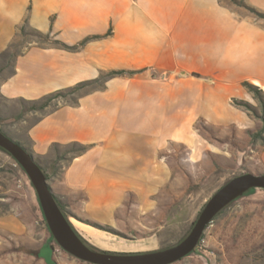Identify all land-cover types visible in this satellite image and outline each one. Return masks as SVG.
Here are the masks:
<instances>
[{"label":"crops","instance_id":"0c3cea01","mask_svg":"<svg viewBox=\"0 0 264 264\" xmlns=\"http://www.w3.org/2000/svg\"><path fill=\"white\" fill-rule=\"evenodd\" d=\"M242 1L264 12V0ZM23 24L62 44L35 40L14 60L0 93L32 103L88 82L76 91L82 90L75 104L41 115L29 137L35 155L52 144L88 147L62 179L66 188L86 193L95 209H113L127 189L113 176L119 162L111 153L128 143L152 148L146 160L155 170L136 180L146 193L163 168L160 148L191 143L201 117L215 125L258 120V131L263 126L234 100L250 92L246 81L264 92V18L233 0H0V54L21 36ZM111 71L124 72L103 77ZM23 228L0 209V249L2 232ZM83 229L102 234L88 224Z\"/></svg>","mask_w":264,"mask_h":264},{"label":"rangeland","instance_id":"374dc122","mask_svg":"<svg viewBox=\"0 0 264 264\" xmlns=\"http://www.w3.org/2000/svg\"><path fill=\"white\" fill-rule=\"evenodd\" d=\"M237 4L264 18L245 2ZM35 40L39 38L34 32L19 35L12 52L0 54V84L13 72V53L25 51ZM2 41L0 38V45ZM81 91L54 99L44 110H31L32 103L0 93V129L32 152L30 127L48 110L75 104ZM236 99L256 104L260 112L252 92ZM250 116L256 121L255 115ZM203 117L193 125L191 143H168L160 148L156 155L163 168L156 169L154 189L146 193L136 180L155 170L146 160L151 146L133 142L126 145V150L111 153L119 162L113 176L127 189L109 211L92 207L86 193L66 188L62 179L65 168L82 153L84 145L52 144L45 155L34 156L48 181L60 191L58 197L75 229L94 247L125 253L164 249L190 232L206 202L228 180L247 172L264 173V139L254 141L252 136L260 128L258 120L250 125H215ZM0 209L15 216L17 229L24 227L16 233H1V264H95L75 257L57 243L28 174L2 148ZM83 224L99 229L103 235L88 234ZM171 264H264V188L251 189L233 201L208 225L195 250Z\"/></svg>","mask_w":264,"mask_h":264},{"label":"water","instance_id":"95a60500","mask_svg":"<svg viewBox=\"0 0 264 264\" xmlns=\"http://www.w3.org/2000/svg\"><path fill=\"white\" fill-rule=\"evenodd\" d=\"M0 147L11 154L28 174L39 198L48 227L67 252L95 264H171L195 250L213 219L253 188H264V173L247 172L228 180L206 202L190 232L177 244L148 252H112L90 248L54 196L48 178L34 154L0 129Z\"/></svg>","mask_w":264,"mask_h":264},{"label":"trees","instance_id":"16d2710c","mask_svg":"<svg viewBox=\"0 0 264 264\" xmlns=\"http://www.w3.org/2000/svg\"><path fill=\"white\" fill-rule=\"evenodd\" d=\"M234 2H237V3H242L243 1L242 0H233ZM251 11L261 15V16H264V13L258 11L256 8L250 6V5H246ZM19 30H20V34L21 36H27L29 35L30 33H33L36 34L39 38V43L43 41H46V40H50L51 42L55 43V44H62L59 40H56V39H52L51 38V33H42L38 30H35V29H28L26 24H23L22 26L19 27ZM14 47H16V44L15 42L11 43L8 48L4 51V53L2 54H8V53H11L12 50L14 49ZM70 49L74 48V47H71V46H66ZM22 52H17V53H13V56H14V60L16 59L17 56H19ZM124 71H111L110 73H107L105 75H103V77H110V76H114V75H117V74H121L123 73ZM97 81V80H96ZM88 84V82H82V83H79L78 85H76L75 87L69 89V90H60V91H56V92H53L51 94H49L48 96L44 97L42 100L38 101V102H32V105L29 107L31 110H44L47 106L51 105L52 101L58 97H65L67 96L69 93H72V92H76L78 91L80 88H82L84 85ZM243 85L250 91L254 94V98L256 99V101L258 102V105H259V110L260 112L258 111V108L248 102H245V101H240V100H237L235 99L234 100V103L237 105V106H240V107H243L245 108L246 110H248L250 113H252L253 115H255L257 118L261 119L262 122H263V126L261 128L260 131L252 134L253 136V139H264V92L263 90L259 87V86H256L248 81L244 82ZM1 148V147H0ZM88 149L87 146H83V149H82V152L86 151ZM41 166V165H40ZM42 168V167H41ZM43 169V168H42ZM43 171L45 172V170L43 169ZM46 174V172H45ZM47 178H48V175L46 174ZM255 189V188H253ZM54 196L56 197L57 201L59 202L61 208L64 210V207H63V203L62 201L57 197V195L54 193ZM244 196V195H243ZM222 212V211H221ZM220 212V213H221ZM75 228V227H74ZM202 239V238H201ZM201 241V240H200Z\"/></svg>","mask_w":264,"mask_h":264},{"label":"flooded vegetation","instance_id":"af4514ba","mask_svg":"<svg viewBox=\"0 0 264 264\" xmlns=\"http://www.w3.org/2000/svg\"><path fill=\"white\" fill-rule=\"evenodd\" d=\"M79 234V233H78ZM80 235V234H79ZM80 237L83 239V241L92 249H95V250H100V251H108V250H101V249H98L97 247H94V245H92L91 243H89L84 237H82L80 235Z\"/></svg>","mask_w":264,"mask_h":264},{"label":"bare ground","instance_id":"6f19581e","mask_svg":"<svg viewBox=\"0 0 264 264\" xmlns=\"http://www.w3.org/2000/svg\"><path fill=\"white\" fill-rule=\"evenodd\" d=\"M78 225H80V224H78ZM103 235V233L102 234H100V236H102Z\"/></svg>","mask_w":264,"mask_h":264}]
</instances>
